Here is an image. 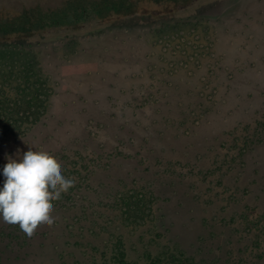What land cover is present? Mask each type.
Wrapping results in <instances>:
<instances>
[{"label": "rangeland", "instance_id": "1", "mask_svg": "<svg viewBox=\"0 0 264 264\" xmlns=\"http://www.w3.org/2000/svg\"><path fill=\"white\" fill-rule=\"evenodd\" d=\"M30 148L76 183L0 264H264V0H0V188Z\"/></svg>", "mask_w": 264, "mask_h": 264}, {"label": "clouds", "instance_id": "2", "mask_svg": "<svg viewBox=\"0 0 264 264\" xmlns=\"http://www.w3.org/2000/svg\"><path fill=\"white\" fill-rule=\"evenodd\" d=\"M6 159L0 188V218L8 225H18L31 238L38 227L54 225L53 202L74 187L76 180L66 178L61 163L44 150L30 148L19 162L11 157Z\"/></svg>", "mask_w": 264, "mask_h": 264}, {"label": "trees", "instance_id": "3", "mask_svg": "<svg viewBox=\"0 0 264 264\" xmlns=\"http://www.w3.org/2000/svg\"><path fill=\"white\" fill-rule=\"evenodd\" d=\"M11 124L14 121H10ZM122 253V252H121ZM122 258L125 263L127 264H137V263H128L126 262V258L124 257V253H122ZM148 263L150 264H195L194 260L190 257L183 256L182 253L175 254V251H171L165 254H159V255H154L152 257L148 256ZM146 262V264H148Z\"/></svg>", "mask_w": 264, "mask_h": 264}]
</instances>
